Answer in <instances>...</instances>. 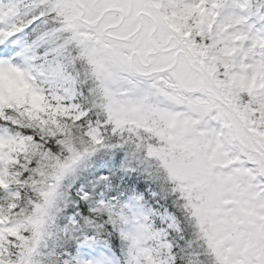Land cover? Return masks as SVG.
Returning <instances> with one entry per match:
<instances>
[{
	"label": "snow or ice",
	"instance_id": "6c2138e0",
	"mask_svg": "<svg viewBox=\"0 0 264 264\" xmlns=\"http://www.w3.org/2000/svg\"><path fill=\"white\" fill-rule=\"evenodd\" d=\"M0 264H264V0H0Z\"/></svg>",
	"mask_w": 264,
	"mask_h": 264
}]
</instances>
